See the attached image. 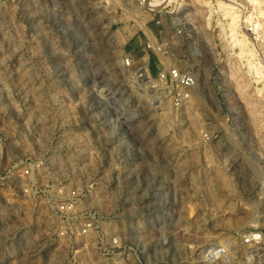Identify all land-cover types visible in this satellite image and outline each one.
<instances>
[{"label":"rangeland","instance_id":"obj_1","mask_svg":"<svg viewBox=\"0 0 264 264\" xmlns=\"http://www.w3.org/2000/svg\"><path fill=\"white\" fill-rule=\"evenodd\" d=\"M140 1L0 0V264H264V0ZM146 40L187 107L133 75Z\"/></svg>","mask_w":264,"mask_h":264},{"label":"built area","instance_id":"obj_2","mask_svg":"<svg viewBox=\"0 0 264 264\" xmlns=\"http://www.w3.org/2000/svg\"><path fill=\"white\" fill-rule=\"evenodd\" d=\"M140 3H145V0H141ZM96 4L101 9H111L119 3L118 0H96ZM166 7L155 10V13L158 14V19L155 22L156 25L161 24L162 20L159 16H161L162 13L166 15L172 14V11H167ZM177 32L180 33L179 30H177ZM246 32L247 34L252 35L254 32L253 27L249 26ZM140 45L142 48V55L139 59H136L139 62L137 64V68L133 72V75L137 78L147 79L148 83H152L149 86L153 87L156 91L158 89H167L171 95V105L176 109L187 107L192 97L196 95L200 89L198 76L192 70L174 67L172 63L166 59V51H164L165 44H160V46L154 47L149 40H146ZM151 53L154 56L155 71L152 70V64L150 63L152 57H150L149 54ZM134 60L135 59L131 56H125V58L121 61V65L124 69H131L135 65ZM261 71L264 72V65L261 66ZM153 76L156 77L154 82L152 81ZM14 168H17V165H15ZM17 171L20 177L25 179L27 187L30 191H32L33 188L35 190L37 189L33 179L32 167L23 165ZM49 190L50 187L46 185L44 190L45 198L43 199V205H45L47 210L54 213L55 219L61 223H65L71 218V216L75 218L76 216L73 212L76 205L74 202V193H72L73 198L71 197L65 201L61 198L62 194L60 189H56V196L59 200L53 203L51 198L47 197L52 194ZM64 234L65 228L62 229V227H60L53 235L55 237L61 236L60 238H62L64 237Z\"/></svg>","mask_w":264,"mask_h":264},{"label":"bare ground","instance_id":"obj_3","mask_svg":"<svg viewBox=\"0 0 264 264\" xmlns=\"http://www.w3.org/2000/svg\"><path fill=\"white\" fill-rule=\"evenodd\" d=\"M174 1L175 0H145V3H146L147 8L149 10L154 11V10H157L159 8H164L165 6H168L170 3L174 2Z\"/></svg>","mask_w":264,"mask_h":264}]
</instances>
